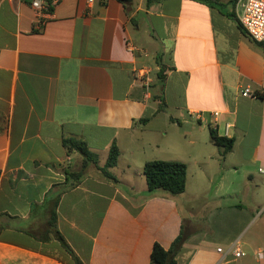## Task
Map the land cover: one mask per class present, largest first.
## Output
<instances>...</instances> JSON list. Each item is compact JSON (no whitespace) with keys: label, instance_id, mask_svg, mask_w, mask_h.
Here are the masks:
<instances>
[{"label":"crops","instance_id":"1","mask_svg":"<svg viewBox=\"0 0 264 264\" xmlns=\"http://www.w3.org/2000/svg\"><path fill=\"white\" fill-rule=\"evenodd\" d=\"M217 1L62 0L37 31L30 0H0V264H76L45 240L47 194L83 169L68 138L100 167L120 151L116 181L89 165L59 203L83 264H151L181 235L177 264H264V49ZM211 124L231 126L225 157ZM153 160L187 165L184 193L149 192Z\"/></svg>","mask_w":264,"mask_h":264},{"label":"trees","instance_id":"2","mask_svg":"<svg viewBox=\"0 0 264 264\" xmlns=\"http://www.w3.org/2000/svg\"><path fill=\"white\" fill-rule=\"evenodd\" d=\"M125 4V6L131 2V0H119ZM154 0H147V6ZM213 7H217V0H200ZM232 19L238 22L239 28L242 30L240 22L237 19L235 13L229 15ZM165 68L161 69L159 78L161 84L165 82ZM159 110L165 111L167 104L164 97H159ZM211 141L213 144L221 148V156H227L233 149L234 139L219 136L217 129L211 124L209 126ZM64 147L68 153L78 152L83 157V169L79 172H66V181L63 184L56 185L47 194V209L48 220L46 223L45 240H49L50 234L56 238L63 246V248L73 257L76 264H83L80 259L75 255L67 241L60 233L57 220H58V207L60 200L64 193L76 188L82 181L85 173V169L89 165H95L102 171L104 176L110 180L116 181V177L112 175L111 170L118 164L120 151L116 143H114L108 154L107 162L103 167L99 166L98 155L91 152L87 144L78 139L68 138L63 141ZM144 176L146 178L148 190L150 193L161 190L170 195L176 196L185 192L187 185V165L181 162L175 161H163L153 160L146 162L144 165ZM1 175V172H0ZM185 243L184 237L181 235L175 240L172 247L169 250H165L160 244L156 243L151 253V264H177L176 256L179 250Z\"/></svg>","mask_w":264,"mask_h":264},{"label":"built area","instance_id":"3","mask_svg":"<svg viewBox=\"0 0 264 264\" xmlns=\"http://www.w3.org/2000/svg\"><path fill=\"white\" fill-rule=\"evenodd\" d=\"M62 0H30V7L35 14V29L40 31L45 26L47 20L52 17L54 9ZM95 0H88L91 6ZM235 14L238 21L247 35L255 42L259 43L264 49V0H237L235 5ZM134 47L129 44V50L134 51ZM139 76L144 77L145 87L148 89L151 79L148 75L141 73ZM242 96L253 97L254 93L250 87L242 90ZM219 112H213L214 117H218ZM230 125H227L224 137L230 134ZM262 171V170H261ZM222 252V249H218ZM237 258L245 257L246 253L240 249L234 252Z\"/></svg>","mask_w":264,"mask_h":264}]
</instances>
